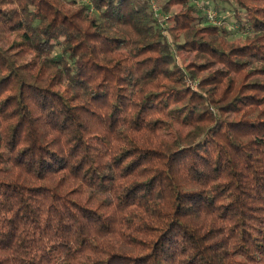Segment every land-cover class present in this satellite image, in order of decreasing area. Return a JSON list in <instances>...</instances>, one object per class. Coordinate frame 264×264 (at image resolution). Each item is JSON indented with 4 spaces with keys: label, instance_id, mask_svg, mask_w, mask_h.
Returning a JSON list of instances; mask_svg holds the SVG:
<instances>
[{
    "label": "trees",
    "instance_id": "trees-1",
    "mask_svg": "<svg viewBox=\"0 0 264 264\" xmlns=\"http://www.w3.org/2000/svg\"><path fill=\"white\" fill-rule=\"evenodd\" d=\"M201 2L0 0V264H264V0Z\"/></svg>",
    "mask_w": 264,
    "mask_h": 264
},
{
    "label": "rangeland",
    "instance_id": "rangeland-1",
    "mask_svg": "<svg viewBox=\"0 0 264 264\" xmlns=\"http://www.w3.org/2000/svg\"><path fill=\"white\" fill-rule=\"evenodd\" d=\"M192 1L196 5V7L200 10V12H202L204 15L208 16V13L214 14L213 18H212L213 23H216V24L220 23V18L218 17V15L220 13L218 11H216L215 9H212V7L210 5H206V3L203 5L201 0H192ZM162 4H164V0H157L158 8H160V6H162ZM175 8H177V7H175ZM159 12L162 13V14H160V17L162 19L164 16V14L162 12V8L159 9ZM228 28H229V30H231V34H230L231 37L230 38L242 37V33H240V31H238V29L234 26V24H232V22H230V25Z\"/></svg>",
    "mask_w": 264,
    "mask_h": 264
},
{
    "label": "built area",
    "instance_id": "built-area-1",
    "mask_svg": "<svg viewBox=\"0 0 264 264\" xmlns=\"http://www.w3.org/2000/svg\"><path fill=\"white\" fill-rule=\"evenodd\" d=\"M153 10L156 12V14L160 15L158 5H157V0H149ZM214 14L209 13V16L212 17Z\"/></svg>",
    "mask_w": 264,
    "mask_h": 264
}]
</instances>
